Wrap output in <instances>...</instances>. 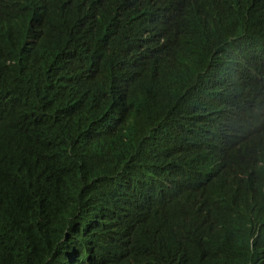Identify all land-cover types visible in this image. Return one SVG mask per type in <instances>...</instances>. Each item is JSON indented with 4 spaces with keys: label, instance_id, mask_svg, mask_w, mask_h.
Instances as JSON below:
<instances>
[{
    "label": "trees",
    "instance_id": "1",
    "mask_svg": "<svg viewBox=\"0 0 264 264\" xmlns=\"http://www.w3.org/2000/svg\"><path fill=\"white\" fill-rule=\"evenodd\" d=\"M98 2L0 0V264H264V145L222 79L185 78L239 53L254 101L264 22L182 0L113 31ZM166 92L195 133L164 130Z\"/></svg>",
    "mask_w": 264,
    "mask_h": 264
},
{
    "label": "clouds",
    "instance_id": "2",
    "mask_svg": "<svg viewBox=\"0 0 264 264\" xmlns=\"http://www.w3.org/2000/svg\"><path fill=\"white\" fill-rule=\"evenodd\" d=\"M181 1L99 0L98 17L100 21L105 20L113 31H130L134 25L176 26L184 23L181 17L172 16L173 7ZM203 1L215 9V17L223 24L229 21L234 11H238L248 18L264 22V10H258L253 0L248 7L245 6L243 0ZM138 40L130 38L128 43L132 44ZM139 52L149 56L146 50ZM180 71L184 76L186 72ZM202 75L223 80L217 83L220 91L232 99L238 118L249 126L252 132L244 145L249 149L262 148L264 145V92L254 101L248 103V97L252 90L249 82L254 80L250 60L239 53L218 52L211 61L201 64L200 68L196 67L193 74L185 78L196 79ZM158 111L164 130L174 139L187 137L197 130L180 110L176 100L167 92L160 100ZM262 165L264 166V161Z\"/></svg>",
    "mask_w": 264,
    "mask_h": 264
}]
</instances>
